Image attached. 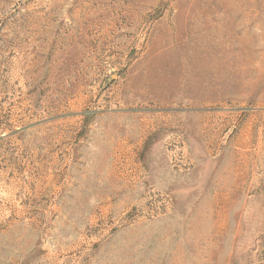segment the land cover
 <instances>
[{"label": "rangeland", "instance_id": "obj_1", "mask_svg": "<svg viewBox=\"0 0 264 264\" xmlns=\"http://www.w3.org/2000/svg\"><path fill=\"white\" fill-rule=\"evenodd\" d=\"M0 264H264V0H0Z\"/></svg>", "mask_w": 264, "mask_h": 264}]
</instances>
